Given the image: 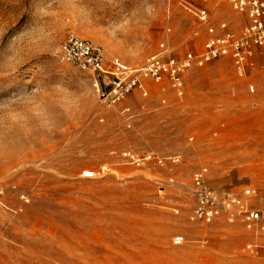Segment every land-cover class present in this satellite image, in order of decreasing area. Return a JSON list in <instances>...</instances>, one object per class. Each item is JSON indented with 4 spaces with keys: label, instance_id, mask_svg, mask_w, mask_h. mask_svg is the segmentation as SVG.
Segmentation results:
<instances>
[{
    "label": "rangeland",
    "instance_id": "1",
    "mask_svg": "<svg viewBox=\"0 0 264 264\" xmlns=\"http://www.w3.org/2000/svg\"><path fill=\"white\" fill-rule=\"evenodd\" d=\"M205 7L216 21L241 25L227 3L212 0ZM197 25L175 0H0V185L6 189L0 264H31L32 230L50 229L54 239L56 220L78 202L104 204L98 214L120 227L136 221L150 229V264H264L245 252L256 239L241 226L188 220L191 175L203 165L210 187L254 189L255 206L264 209V111L247 113V96L229 94L236 82L229 61L192 70L182 100L169 94L161 104L152 87L149 98L135 95L106 109L90 75L57 55L72 33L100 46L106 59L140 66L161 41L176 56L198 53L203 33ZM257 61L264 64V57ZM260 76L254 72L251 79L263 84ZM128 105L138 112L129 126L122 113ZM130 151L180 154L182 161L137 169L125 163ZM100 165L109 174L83 177ZM168 180L175 183L160 201L158 185ZM46 199L49 205H42ZM175 235L186 242L173 246Z\"/></svg>",
    "mask_w": 264,
    "mask_h": 264
},
{
    "label": "built area",
    "instance_id": "2",
    "mask_svg": "<svg viewBox=\"0 0 264 264\" xmlns=\"http://www.w3.org/2000/svg\"><path fill=\"white\" fill-rule=\"evenodd\" d=\"M211 1L175 0V5L197 22V30H202L203 41L198 53L187 51L182 56H176L161 41L157 52L149 55L140 66H128L118 58L106 59L100 46L69 33L58 47V59L90 75L97 99L106 109H114L135 95L149 98L152 87L158 89L161 104L166 103L169 94L175 100H182L187 94L186 76L192 70L203 68L215 60L229 61L236 78V82L228 88L229 94L234 97L242 92L247 96L244 99L245 111L259 114L264 111V83L251 77L254 72H260V80L264 82V64L257 61L264 57V0H221L241 18L238 28H233L226 20L216 21L205 7ZM170 32V27H166L165 34L169 35ZM122 113L126 116L128 126L138 114L129 105L122 109ZM193 140L194 136L188 137V141ZM124 160L137 169H149L177 165L182 161V156L155 151H130L125 154ZM110 170L108 166L100 165L97 169L85 171L83 177L98 178L109 174ZM208 175L206 165L191 175L187 193L192 198V207L188 220L199 226L218 221L230 226H241L245 233L256 239L245 245V252L255 258H264V209L255 206V190L246 188L238 193L214 189L208 184ZM174 183L168 180L158 185L160 201L165 199L166 189ZM5 195L6 189L0 185V205L4 206ZM171 210L174 214L179 213L177 207H171ZM185 242L183 235L171 238L173 246H181ZM198 243L204 247L207 240L202 238Z\"/></svg>",
    "mask_w": 264,
    "mask_h": 264
},
{
    "label": "crops",
    "instance_id": "3",
    "mask_svg": "<svg viewBox=\"0 0 264 264\" xmlns=\"http://www.w3.org/2000/svg\"><path fill=\"white\" fill-rule=\"evenodd\" d=\"M43 203L49 205V200ZM38 206V204H37ZM73 212L56 220L54 239L50 229L32 230L31 264H150V229L131 221V225H118V221L98 214L106 207L101 203H74ZM92 207V214H86ZM32 208L35 203L32 202ZM122 243H130L132 250Z\"/></svg>",
    "mask_w": 264,
    "mask_h": 264
}]
</instances>
